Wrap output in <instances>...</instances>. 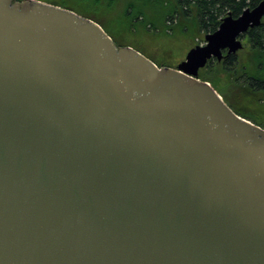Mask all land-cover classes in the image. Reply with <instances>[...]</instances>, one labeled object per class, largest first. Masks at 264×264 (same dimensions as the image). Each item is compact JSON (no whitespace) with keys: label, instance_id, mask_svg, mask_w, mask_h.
Returning a JSON list of instances; mask_svg holds the SVG:
<instances>
[{"label":"water","instance_id":"water-1","mask_svg":"<svg viewBox=\"0 0 264 264\" xmlns=\"http://www.w3.org/2000/svg\"><path fill=\"white\" fill-rule=\"evenodd\" d=\"M263 17L228 13L170 67L0 0V264H264V127L199 78Z\"/></svg>","mask_w":264,"mask_h":264},{"label":"trees","instance_id":"trees-1","mask_svg":"<svg viewBox=\"0 0 264 264\" xmlns=\"http://www.w3.org/2000/svg\"><path fill=\"white\" fill-rule=\"evenodd\" d=\"M53 1L55 2L51 3L67 8H70L68 4L73 5L68 0ZM78 1L79 4H75L84 13L76 12L99 22L94 13L96 14L97 6L102 0ZM155 1L159 7L163 5L169 7L163 17L164 22L168 21L167 25H172L175 20L178 23L189 22V28H192L190 25L192 23L198 30L210 33L217 30L223 17L228 13L237 17L245 8H253L262 0H174L172 7L166 4L170 0ZM85 6H89L88 10ZM140 16L134 18L139 19ZM146 26L149 27V23H146ZM184 26L183 29H186V24ZM150 27L155 28L152 25ZM244 38L245 46L235 54L226 55L222 60L210 59L207 65L199 70V78L209 81L230 104H232L230 97L251 103L255 97L257 100H264V17L259 25L247 31ZM260 125L264 127L263 124Z\"/></svg>","mask_w":264,"mask_h":264},{"label":"rangeland","instance_id":"rangeland-1","mask_svg":"<svg viewBox=\"0 0 264 264\" xmlns=\"http://www.w3.org/2000/svg\"><path fill=\"white\" fill-rule=\"evenodd\" d=\"M55 2L53 0H44ZM70 1L67 6L74 11L83 12L76 4L78 0ZM167 5L172 7L174 0L168 1ZM76 3V4H75ZM95 17L112 38L119 43L130 44L141 51L159 66L177 67L186 57L187 52L196 45L206 42L205 31L189 28V22H177L167 25L164 22V13L169 7L160 6L155 0H102L97 6ZM88 10L89 6H85ZM142 15V16H140ZM140 16L139 19L134 18ZM146 20V21H145ZM145 21V22H144ZM149 23V27L146 26ZM186 24V29H183ZM152 25L155 28L150 27ZM245 46V38L242 39ZM234 109L241 116L250 119L257 124L264 125V100L240 101L236 97H230Z\"/></svg>","mask_w":264,"mask_h":264},{"label":"flooded vegetation","instance_id":"flooded-vegetation-1","mask_svg":"<svg viewBox=\"0 0 264 264\" xmlns=\"http://www.w3.org/2000/svg\"><path fill=\"white\" fill-rule=\"evenodd\" d=\"M113 40L116 42V44H117L118 46H122V45H130V44H125V43H124V44H121V42L119 43V42H118L116 39H114V38H113ZM131 46H132V45H131ZM228 104L233 108V110H235L233 104H230V103H228ZM235 111H236V110H235Z\"/></svg>","mask_w":264,"mask_h":264}]
</instances>
